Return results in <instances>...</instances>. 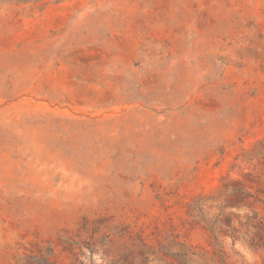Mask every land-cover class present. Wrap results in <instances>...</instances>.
<instances>
[{
	"label": "rangeland",
	"instance_id": "obj_1",
	"mask_svg": "<svg viewBox=\"0 0 264 264\" xmlns=\"http://www.w3.org/2000/svg\"><path fill=\"white\" fill-rule=\"evenodd\" d=\"M258 219L264 0L0 3V264H264Z\"/></svg>",
	"mask_w": 264,
	"mask_h": 264
},
{
	"label": "trees",
	"instance_id": "obj_2",
	"mask_svg": "<svg viewBox=\"0 0 264 264\" xmlns=\"http://www.w3.org/2000/svg\"><path fill=\"white\" fill-rule=\"evenodd\" d=\"M41 1H43V0H0V3L15 2V3H20V4H30V3H38ZM258 220H260V219H258ZM260 223L264 227V224L261 220H260ZM206 253H209V252L206 251ZM49 256H50V254H47L46 257H43L41 259L44 264H52L50 259L47 258ZM32 259L36 260L37 258L33 257ZM212 259L216 264H235V263L229 262V256L227 255L223 246H218L217 249H214ZM182 260L184 261V264H210L209 261L200 262V261L195 260L193 257H187V256L184 257Z\"/></svg>",
	"mask_w": 264,
	"mask_h": 264
}]
</instances>
